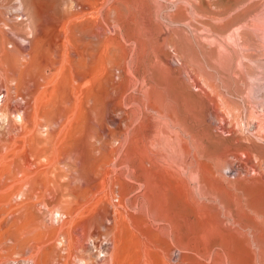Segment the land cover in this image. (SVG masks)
I'll list each match as a JSON object with an SVG mask.
<instances>
[{"label":"rangeland","instance_id":"rangeland-1","mask_svg":"<svg viewBox=\"0 0 264 264\" xmlns=\"http://www.w3.org/2000/svg\"><path fill=\"white\" fill-rule=\"evenodd\" d=\"M21 1L0 264H264V0Z\"/></svg>","mask_w":264,"mask_h":264},{"label":"bare ground","instance_id":"bare-ground-1","mask_svg":"<svg viewBox=\"0 0 264 264\" xmlns=\"http://www.w3.org/2000/svg\"><path fill=\"white\" fill-rule=\"evenodd\" d=\"M17 2H18V9H23L22 8V1L21 0H17ZM2 7V6H1ZM1 7H0V9H1ZM5 7V6H4ZM20 9V10H21ZM19 11V10H18ZM23 11V10H22ZM20 12V11H19ZM40 12V11H39ZM40 17V16H39ZM45 22V21H44ZM27 27V26H26ZM26 31H27V33L28 34H30V35H33V33H34V28H33V26L31 25V24H28V27H27V29H26ZM8 32V31H7ZM14 32V31H13ZM12 32V33H13ZM44 33V32H43ZM29 35V36H30ZM15 37V36H14ZM28 37V36H27ZM31 37V36H30ZM14 39V38H13ZM15 40H16V38H15ZM15 45V46H14ZM14 47L16 48H18V49H20V50H22L23 48V45H22V42L20 41V42H18V40H17V42L16 43H14ZM3 46V45H2ZM25 48V47H24ZM5 52V51H4ZM22 52V51H21ZM29 57V56H28ZM30 60V59H29ZM23 65V64H22ZM26 65V64H25ZM26 70H27V68H26ZM27 72V71H26ZM29 107V106H28ZM10 108V107H9ZM8 108V112H11V110ZM26 116V115H25ZM19 118V117H18ZM20 119V118H19Z\"/></svg>","mask_w":264,"mask_h":264},{"label":"built area","instance_id":"built-area-1","mask_svg":"<svg viewBox=\"0 0 264 264\" xmlns=\"http://www.w3.org/2000/svg\"><path fill=\"white\" fill-rule=\"evenodd\" d=\"M3 99H4V93L0 91V103L3 101ZM58 217L60 218V214H58ZM11 264H30V262L25 260H20V261H14Z\"/></svg>","mask_w":264,"mask_h":264}]
</instances>
